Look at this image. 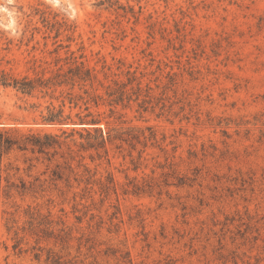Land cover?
<instances>
[{
	"label": "rangeland",
	"instance_id": "374dc122",
	"mask_svg": "<svg viewBox=\"0 0 264 264\" xmlns=\"http://www.w3.org/2000/svg\"><path fill=\"white\" fill-rule=\"evenodd\" d=\"M75 60L104 134L141 142L89 148L0 84V136L62 143L0 147V264H264V0H0V71ZM118 84L139 99L110 105Z\"/></svg>",
	"mask_w": 264,
	"mask_h": 264
},
{
	"label": "trees",
	"instance_id": "16d2710c",
	"mask_svg": "<svg viewBox=\"0 0 264 264\" xmlns=\"http://www.w3.org/2000/svg\"><path fill=\"white\" fill-rule=\"evenodd\" d=\"M72 63L73 64L69 65L66 69L60 67L54 74L48 77H16L5 71H0V84L4 86H12L24 94H33L38 90L44 92V96H50L52 100L46 106V112H43L42 114V121L45 124L50 125L61 124L67 125L68 127L71 125L81 126L86 133L84 134L79 130L77 132H80L81 136L85 138V144L89 148H105L107 143L111 142L112 139L119 138L128 140V138H124V134L127 133L130 136L131 133L126 131L116 132L114 136H112V131L114 129H111L108 131V135L104 134L103 129L98 125L101 119L91 110L90 104L94 102L95 106L100 105V100L103 99V95L97 93L96 91L98 89L94 88V86L96 82H99L102 87L104 85L99 80L95 69L90 68L84 61L78 62L75 60ZM76 87H78L80 92H76ZM126 87L125 84H118V87L113 89L110 85L106 87V94L108 95L110 105L130 102L133 99L134 94H137L135 100L139 99L140 85L138 86L137 91L133 93L127 90ZM58 90H60V95L55 96ZM59 98L62 99L61 103L57 106L53 100ZM81 102H83L82 105ZM67 103L71 108V111L68 113L65 111ZM140 107L142 108L143 104L140 105ZM75 108L83 109L77 111L73 115L72 110ZM143 110H147V108H144ZM72 131L76 132L75 127H73ZM63 133H66V138L73 135V133L67 134L66 130H64ZM130 137L141 142L140 135H133ZM27 138V141L19 142L18 140L3 138L0 136V147L6 150L15 145L20 148H26L29 143L34 147H37L39 151H44L57 144H62L59 141V136L53 134H45L43 137L32 135ZM144 138L147 141L150 137L148 138L147 136H144ZM180 182H183V180L180 179Z\"/></svg>",
	"mask_w": 264,
	"mask_h": 264
},
{
	"label": "clouds",
	"instance_id": "9594fccd",
	"mask_svg": "<svg viewBox=\"0 0 264 264\" xmlns=\"http://www.w3.org/2000/svg\"><path fill=\"white\" fill-rule=\"evenodd\" d=\"M50 2L53 4V6H56V0H50ZM4 11H8L7 8L4 9ZM9 15H11V13H9Z\"/></svg>",
	"mask_w": 264,
	"mask_h": 264
}]
</instances>
